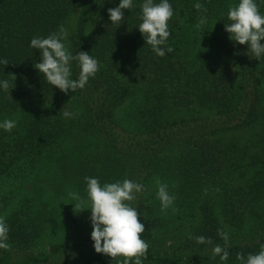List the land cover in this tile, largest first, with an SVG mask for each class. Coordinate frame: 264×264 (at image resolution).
Listing matches in <instances>:
<instances>
[{
  "label": "trees",
  "instance_id": "1",
  "mask_svg": "<svg viewBox=\"0 0 264 264\" xmlns=\"http://www.w3.org/2000/svg\"><path fill=\"white\" fill-rule=\"evenodd\" d=\"M119 2L0 0V59L8 61L0 80L10 85L0 90V121L16 122L0 129V217L10 245L0 264H122L94 250L85 176L145 186L129 202L145 227L144 264H240L238 253L264 245V56L225 31L239 0H199L206 12L197 0H170L174 52L165 57L137 28L142 0L111 23L108 9ZM201 16L207 23L197 28ZM60 25L74 55L100 63L74 92L47 83L29 46ZM72 71L76 79L75 63ZM159 183L176 197L167 210ZM218 230L229 234L226 262L212 252L225 244Z\"/></svg>",
  "mask_w": 264,
  "mask_h": 264
},
{
  "label": "clouds",
  "instance_id": "2",
  "mask_svg": "<svg viewBox=\"0 0 264 264\" xmlns=\"http://www.w3.org/2000/svg\"><path fill=\"white\" fill-rule=\"evenodd\" d=\"M264 3V0H259ZM134 7V0H120L115 8L108 9L109 20L113 24H121L124 19L125 9ZM197 10L207 11L203 4L197 0L194 4ZM141 23L138 25L145 44L151 46L152 52L158 57L174 52V48L167 42L171 36L169 21L174 16V9L170 0H142L140 3ZM228 23H225V31L230 34L229 39L236 44H247L249 53L257 60L264 56V13L259 10L257 0H239L231 5L227 12ZM207 23V19L201 16L197 28ZM69 33L63 25L58 31L52 32L46 37L34 36L30 40V47L37 49L40 61L34 64L50 86L59 88L67 93L77 89H83L90 78H94L100 70L99 61L85 51H78L75 55L66 46ZM0 63L8 64L6 59H0ZM73 63L79 68V74L73 79ZM10 88L7 79L0 80V90L8 91ZM65 118H72L73 113L64 111ZM16 126L14 120L0 121V129L10 132ZM86 193L91 206L90 222L92 231L91 240L96 253L107 255L117 259L123 257L122 264H144L147 259L148 242L142 238L145 231L144 224L138 219L137 208L131 205L138 193L145 191L142 183L124 179L112 183H101L98 177L85 176ZM156 197L160 201L161 210H167L173 205L176 197L169 193L168 185L159 183ZM74 199L80 200L78 194ZM79 205H74L78 207ZM9 228L3 217H0V249L8 250ZM218 235L225 242L222 247L216 244L212 248L214 256H219L226 262L229 257L227 244L229 234L218 230ZM195 239L198 244H211L210 238L204 236L189 237ZM240 264H264V245L258 253H249L247 257L242 253L237 254Z\"/></svg>",
  "mask_w": 264,
  "mask_h": 264
}]
</instances>
